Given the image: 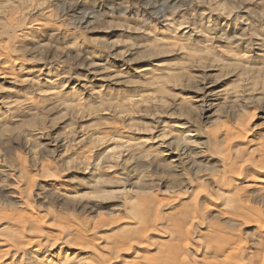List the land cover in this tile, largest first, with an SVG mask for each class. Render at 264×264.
<instances>
[{
  "label": "rangeland",
  "instance_id": "1",
  "mask_svg": "<svg viewBox=\"0 0 264 264\" xmlns=\"http://www.w3.org/2000/svg\"><path fill=\"white\" fill-rule=\"evenodd\" d=\"M0 32V200L34 226L0 264H119L144 205L124 264H264V0H0Z\"/></svg>",
  "mask_w": 264,
  "mask_h": 264
},
{
  "label": "bare ground",
  "instance_id": "2",
  "mask_svg": "<svg viewBox=\"0 0 264 264\" xmlns=\"http://www.w3.org/2000/svg\"><path fill=\"white\" fill-rule=\"evenodd\" d=\"M174 1V0H173ZM177 1V0H176ZM108 2H112V0H108ZM167 2H169V1H167ZM158 5H153V4H151V5H145L144 7H142L140 10H132V8H128V9H131V11H135V12H137V13H140V14H142L143 16H145L147 13H149L150 15H152V16H154L155 17V19L158 17V16H162V11L157 7ZM84 9H85V6H84V4L81 2H78V3H71L68 7H66V10L68 11V12H71V13H73V19L76 21V23L77 24H82L83 22H88V19H89V16H90V14L88 13H86L85 11L87 10H85L84 11ZM127 8L125 9H120V12L121 11H124V12H129L130 10H128ZM64 11V10H63ZM154 14V15H153ZM39 22V21H38ZM35 22L36 23V25H40L41 23L39 22ZM34 25V24H33ZM32 24H30V25H28V26H26L25 27V29H29L30 27H32L33 26ZM76 25V24H75ZM15 30V29H14ZM22 31V30H21ZM1 33V32H0ZM3 33V32H2ZM25 33H27V31L25 30L22 34H25ZM6 47V46H5ZM4 47V48H5ZM8 47V46H7ZM7 49V48H6ZM4 77H6V75H1V78H4ZM207 89L206 90H208V87H206ZM208 94H210V93H208ZM207 93L206 94H204L203 96H202V99H200L202 102H205L206 101V98H207ZM206 105V104H205ZM227 134V133H226ZM242 137L244 138L243 139V142H245L246 144L247 143H249L250 141H251V139L248 137V135H246V132L244 133V135H242ZM60 146V145H59ZM58 145H57V143H56V145H55V147L57 148V147H59ZM183 150H185V148L183 149ZM244 150V149H243ZM220 152V151H219ZM218 152V153H219ZM225 154H227V153H225ZM231 155V154H230ZM225 156V155H224ZM232 156V155H231ZM221 157V156H220ZM222 157H223V155H222ZM225 157H228L226 160L224 159V162H225V164L228 166L229 164H233V163H230V162H232V160H231V158H230V156L228 155V156H225ZM252 158V157H251ZM250 159V158H249ZM235 160V159H234ZM244 160V159H243ZM247 160V161H246ZM245 161H243L240 165H237V164H235V165H229L228 166V168H224L225 170H223L224 171V173H226V175L228 176L229 175V177H235V178H240L241 177V171H242V169H244V168H246V167H248V166H250L249 164H252L251 163V161H249L248 159H246ZM242 161V160H241ZM254 161V160H253ZM235 163H236V161H234ZM238 162V161H237ZM225 164H223V167H224V165ZM239 166V167H238ZM253 166H255V165H253ZM261 172H264V170H262ZM228 173V174H227ZM222 175V174H221ZM223 176L224 175H222V179H223ZM227 176H225V179H223V180H221V182L218 184V186L219 185H225L226 183H228L227 181L229 180V177H228V179H226L227 178ZM216 181V180H215ZM260 181L262 182V183H264V176L262 175L261 176V179H260ZM222 183V184H221ZM217 185V184H216ZM249 187L250 186H252V185H248ZM248 187V188H249ZM221 190L222 189H224V188H226V187H224V186H222V187H219ZM217 190V189H216ZM207 191V193H208V190H206ZM219 191V190H218ZM223 191V190H222ZM238 191V190H237ZM225 192V191H224ZM29 194V193H28ZM204 194V193H203ZM217 194V193H216ZM222 194H224L223 192L220 194V196L222 195ZM131 195V194H130ZM197 195V194H196ZM210 195V194H209ZM195 196V195H194ZM214 196V195H213ZM196 197H198V196H196ZM206 197V196H205ZM217 197V196H216ZM130 198V197H129ZM137 198V197H136ZM202 198V197H201ZM227 198V197H226ZM126 199V198H125ZM209 200V199H208ZM230 200V199H229ZM237 200V199H236ZM235 200V201H236ZM128 201V200H127ZM207 201V200H206ZM212 201V200H211ZM236 202H238V200L236 201ZM230 203V202H229ZM241 203V202H240ZM10 204H11V202H8L7 200L5 201V200H0V221L2 222V221H4V223H3V225H2V228L0 229V230H3L4 232L5 231H9L10 230V233L9 234H7V235H5L4 236V238H2L1 239V241H0V245L1 246H3L5 249H3V251L5 252V253H10V252H12V258H16L17 256H20V261H19V263L22 261V259H24V257H26L27 255H26V248L28 247V244L27 243H29V244H32V243H34L33 241L35 240H33V241H31V240H29V241H27V240H25V241H27V245H25V246H27V247H25L22 243H20L19 242V240H20V238H21V235L20 234H23L24 232H25V227L27 226V228H29L30 230L31 229H33L34 228V226H33V224L31 223V222H29V221H27L26 219L24 220V218L22 217V216H17V217H13V214L12 215H9L10 213H5L3 210H5L7 207H9L10 206ZM212 204V203H211ZM217 204H219V205H217ZM226 203L224 202V201H221L220 203H215L214 205L217 207V208H224V207H226V205H225ZM130 205H134V204H132V203H130ZM214 205L213 206H211L213 209H215V207H214ZM229 205V204H228ZM232 204H230V206L228 207H226V210H225V212H226V214H227V212L228 213H231V212H233L234 213V211L233 210H235V211H238L237 210V208H238V205L235 203V204H233L232 206H231ZM237 205V206H236ZM240 205H243V203L242 204H240ZM137 206V205H136ZM197 206V205H196ZM133 208H135L134 206H132ZM242 207V206H241ZM240 207V208H241ZM244 207V206H243ZM10 209V208H9ZM128 209V208H127ZM228 210V211H227ZM130 211H131V209H130ZM231 211V212H230ZM240 212H241V209H240ZM132 213V212H131ZM149 213H150V209L147 207V206H142L138 211H137V209L136 210H134L133 211V213H132V215L131 216H129L130 217V219H131V221H129V222H131L130 224H132L133 226H132V230H134L135 232H133V234H131L130 236H127L125 239H122L121 241H120V249H118V251H114L113 249V247L115 246H113V247H111V246H109L108 247V251H109V256H108V258H107V260H109L110 261V259H112V256L114 255V253H115V260H118V258H120L119 260H118V263L119 264H124V261L123 260H121L123 257H124V255H126V254H128L129 252H130V250H131V248L133 247V246H135L136 245V243H133L131 240H136V239H139V240H141V239H143V237H144V233H145V231L146 230H148V228H149V226H152V225H154L152 222H151V220L155 217V216H153L152 217V219H151V217L150 216H148L149 215ZM222 213H223V211H222ZM17 214V213H16ZM225 214V213H224ZM225 214V215H226ZM18 215V214H17ZM166 215V214H165ZM230 215V214H229ZM16 216V215H15ZM230 216H232V215H230ZM239 216V215H238ZM122 217V216H121ZM121 217H117V218H121ZM150 217V218H149ZM240 217V216H239ZM36 218V217H35ZM123 218V217H122ZM124 219V218H123ZM29 220H31V219H29ZM119 221V220H118ZM124 221V220H123ZM122 222V221H121ZM150 222H151V224H150ZM157 222V221H156ZM155 222V223H156ZM206 223H209V222H206ZM119 224V223H118ZM205 224V223H204ZM212 225V224H211ZM157 226V225H156ZM188 226V225H187ZM193 226H194V223H193ZM210 226V225H209ZM95 227V226H94ZM70 229H72V227L70 228ZM68 230V229H67ZM73 230H74V228H73ZM72 230V231H73ZM152 230V229H151ZM38 231V230H37ZM74 231H76V230H74ZM159 231H160V229H159ZM164 231V230H163ZM32 232V231H31ZM168 232V231H167ZM43 233V232H42ZM64 233V232H63ZM80 233V232H79ZM56 234H58V233H56ZM68 234V233H67ZM176 234V233H175ZM20 235V236H19ZM59 235V234H58ZM84 235H85V233H84ZM179 235V234H178ZM65 236V235H64ZM48 237V236H47ZM50 238V237H49ZM181 238V237H180ZM51 239V238H50ZM57 239V238H56ZM96 239V238H95ZM112 239V238H111ZM37 240V239H36ZM76 239H74V237H72V235L71 234H69L68 235V237L65 239V243H68V244H70V245H72V246H74V245H79V241H75ZM110 240V239H109ZM114 240V239H113ZM116 240V239H115ZM40 241V240H39ZM71 242V243H70ZM92 242V241H91ZM99 242V241H98ZM111 242V241H110ZM140 242V241H139ZM85 243V242H84ZM93 243V242H92ZM25 244V243H24ZM67 244V245H68ZM113 244H114V242H113ZM186 244V243H185ZM88 245V244H87ZM30 246V245H29ZM80 246V249H82L83 248V246L80 244L79 245ZM108 246V245H107ZM119 247V246H118ZM85 248V247H84ZM87 248V247H86ZM89 248H90V245H89ZM107 248V247H106ZM134 248V247H133ZM96 249V248H95ZM183 249H185V248H183ZM87 250H88V248H87ZM94 250V249H93ZM107 251V252H108ZM132 251V250H131ZM28 253H32V252H28ZM130 253H132V252H130ZM137 256V255H136ZM181 256H183L182 255V252H177V251H172V252H170L166 257H164L161 261L160 260H157L158 262H162V264H182L183 263V260L186 258V257H181ZM117 258V259H116ZM164 260H165V262H164ZM108 261V262H109ZM105 262V261H104ZM130 263V262H129ZM185 263V262H184ZM183 263V264H184ZM106 264V263H105Z\"/></svg>",
  "mask_w": 264,
  "mask_h": 264
}]
</instances>
